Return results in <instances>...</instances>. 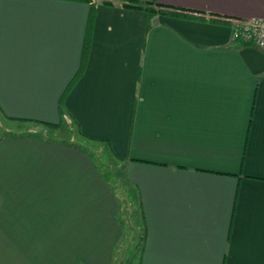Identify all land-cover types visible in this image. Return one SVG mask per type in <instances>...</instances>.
I'll list each match as a JSON object with an SVG mask.
<instances>
[{"label":"crops","instance_id":"obj_1","mask_svg":"<svg viewBox=\"0 0 264 264\" xmlns=\"http://www.w3.org/2000/svg\"><path fill=\"white\" fill-rule=\"evenodd\" d=\"M91 4L0 0L1 117L105 142L142 264H264V49L231 37L264 0ZM81 143L0 135V264L114 263L119 202Z\"/></svg>","mask_w":264,"mask_h":264},{"label":"rangeland","instance_id":"obj_2","mask_svg":"<svg viewBox=\"0 0 264 264\" xmlns=\"http://www.w3.org/2000/svg\"><path fill=\"white\" fill-rule=\"evenodd\" d=\"M34 133L48 137H56L61 140L75 138L81 143L77 131L63 125L62 129L54 130L43 127H35L28 123H14L0 115V135H20ZM81 139V138H80ZM82 147L99 163V169L109 185L115 190L119 202L118 223L123 227V237L117 246L113 264H137L138 252L136 244L141 232V221L139 218V203L133 188L127 183L120 163L113 158L111 153L102 148V143H81Z\"/></svg>","mask_w":264,"mask_h":264},{"label":"built area","instance_id":"obj_3","mask_svg":"<svg viewBox=\"0 0 264 264\" xmlns=\"http://www.w3.org/2000/svg\"><path fill=\"white\" fill-rule=\"evenodd\" d=\"M231 37L234 42L248 43L257 49H264V19L233 20Z\"/></svg>","mask_w":264,"mask_h":264},{"label":"trees","instance_id":"obj_4","mask_svg":"<svg viewBox=\"0 0 264 264\" xmlns=\"http://www.w3.org/2000/svg\"><path fill=\"white\" fill-rule=\"evenodd\" d=\"M75 1H81V2H85V3L91 4V0H75ZM91 6H92V4H91ZM127 6H129L130 8L131 7L132 8H136V7L132 6V5H127ZM129 7H127V8H129ZM93 18H94V12H91L90 17H89V20L92 21ZM61 118H62V113H61ZM8 120L11 121V122H16V123H21V124L22 123H27L25 121H20V120H15V119H9V118H8ZM38 124L44 126L47 129H51V130L52 129H59V127H60V125H44V124H41V123H38ZM80 135L83 136V137H86L83 134H80ZM90 140H92L94 142L105 143L102 140H97V141L94 140V139H90ZM108 149H109V152L111 153V155L114 157L113 151H111L110 148H108ZM139 218H140V221H141V227H140L141 228V232H140V234L138 236V242L136 244V250L138 252L137 264H142V262H141V260H142V250H143V246H144V242H145L146 230H145V227H144V222H143L142 217H141V213H139Z\"/></svg>","mask_w":264,"mask_h":264}]
</instances>
